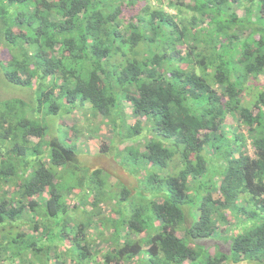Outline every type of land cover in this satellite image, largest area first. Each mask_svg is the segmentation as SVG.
<instances>
[{"label":"trees","instance_id":"16d2710c","mask_svg":"<svg viewBox=\"0 0 264 264\" xmlns=\"http://www.w3.org/2000/svg\"><path fill=\"white\" fill-rule=\"evenodd\" d=\"M0 54V264H264V0H0ZM88 127L143 160L130 212Z\"/></svg>","mask_w":264,"mask_h":264},{"label":"rangeland","instance_id":"374dc122","mask_svg":"<svg viewBox=\"0 0 264 264\" xmlns=\"http://www.w3.org/2000/svg\"><path fill=\"white\" fill-rule=\"evenodd\" d=\"M0 57H3V56L0 54ZM260 82L261 83L264 82V77L260 78ZM9 98L29 100L30 99V92H28V90L26 88H21V87H17V86L8 84L7 82L4 81V79L0 73V100L9 99ZM81 115H82V113L80 114V112H78V114L74 115L72 118L65 117L64 120L60 121L63 126L68 127V130L65 129L63 131L65 133L62 135V136H65V138L68 141H70L74 132L79 131L80 128L86 123L83 119V116H81ZM96 129H98V128H95V127L86 128L85 129L87 132L86 136H89V137L81 139L80 141H78L77 147H78V151L80 152L78 156H85V158H81L82 162L86 163V159H87V161L94 166L95 165H101L102 166L103 173L106 176L102 175L101 181L103 180V181L107 182L108 179H110V181H108V184L110 182H114L116 184L112 188L113 189L112 193H111V191L109 193L110 195H113V199H114L113 203H111V205L108 206V208L106 209V211H104L102 216L103 217L104 216L110 217L111 215H114L117 210H120L122 212H124L126 210L127 212H130L132 210V208L135 206L134 203H139V202L144 203L142 200H140L138 198V196L141 195L140 189H141V185H142V178H144V175H146L144 173V171L141 172L139 170L140 166L143 169V166H142L143 160L135 159L134 156L132 157V154H130V150L129 149L124 150L125 146L122 144H119V139H118V142L116 144V145L120 146L119 149H113L112 144L115 143V141H116V139L113 137V135L108 130H106L104 127L101 129V131H98ZM96 131L98 132V134H96ZM118 132H121V129L118 128ZM122 135H123V133H122ZM140 151L142 152V150H140ZM90 152H92V154H90ZM135 154H137V153L135 152L134 155ZM93 168H95V167H93ZM87 169H89V168H87ZM171 170L172 169H170V171L164 170V172L169 173V174H174V173H172ZM147 172H149V171H147ZM130 174L137 175L138 180L136 178H134L133 176H131ZM66 178L67 177H65V179ZM71 183H73V180L71 181ZM123 186L124 187L128 186L129 189L132 190L133 195H131V193H130L128 198L125 200L117 199L116 197L119 194L116 195V192L119 193V190L121 188H123ZM84 210L88 212V210L86 208L78 211L79 218L85 217V214H83ZM110 210L112 211L111 215H109ZM185 212H186V220H185V223L183 225L187 228L191 223V219L188 216V210H185ZM226 215H227V219L229 221L233 219L231 217L232 215H230V213L227 212ZM181 229H182V225L179 227V231ZM149 234L152 235L153 233H149ZM178 235L182 236L183 232L179 233ZM146 240H148V239H146ZM196 243L200 245L199 247L201 249L202 248L206 249V250H202L200 252L205 256L207 254L214 255V254H217L219 252L217 249V246L214 249L211 247L209 250H207L206 247H209V245L213 244L214 242L199 241ZM141 244H142V247L144 248L146 241L143 240V242ZM189 244H191V243L189 242ZM191 245H194V243H192ZM196 248H198V247H196ZM220 250H221V252L223 251V252L227 253L226 243L220 244ZM62 253H65V251L63 250ZM145 255H146V252L142 251L139 256L145 258ZM239 264H246V263H239Z\"/></svg>","mask_w":264,"mask_h":264}]
</instances>
